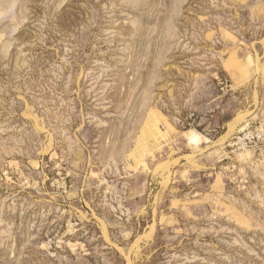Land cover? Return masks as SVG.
<instances>
[{"label":"rangeland","instance_id":"rangeland-1","mask_svg":"<svg viewBox=\"0 0 264 264\" xmlns=\"http://www.w3.org/2000/svg\"><path fill=\"white\" fill-rule=\"evenodd\" d=\"M264 0H0V264H264Z\"/></svg>","mask_w":264,"mask_h":264},{"label":"built area","instance_id":"built-area-1","mask_svg":"<svg viewBox=\"0 0 264 264\" xmlns=\"http://www.w3.org/2000/svg\"><path fill=\"white\" fill-rule=\"evenodd\" d=\"M230 144L264 154V122L261 121L256 125L244 127L232 137Z\"/></svg>","mask_w":264,"mask_h":264}]
</instances>
